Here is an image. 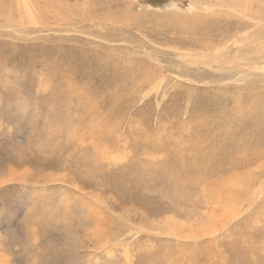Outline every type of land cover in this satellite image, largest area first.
I'll list each match as a JSON object with an SVG mask.
<instances>
[{
    "label": "rangeland",
    "instance_id": "rangeland-1",
    "mask_svg": "<svg viewBox=\"0 0 264 264\" xmlns=\"http://www.w3.org/2000/svg\"><path fill=\"white\" fill-rule=\"evenodd\" d=\"M0 264H264V0H0Z\"/></svg>",
    "mask_w": 264,
    "mask_h": 264
},
{
    "label": "bare ground",
    "instance_id": "bare-ground-1",
    "mask_svg": "<svg viewBox=\"0 0 264 264\" xmlns=\"http://www.w3.org/2000/svg\"><path fill=\"white\" fill-rule=\"evenodd\" d=\"M19 1H20V0H19ZM23 2H25V0H23ZM43 3H44V2H43ZM16 5H18L17 2H16ZM20 5H21V4H20ZM17 7H18V6H17ZM19 10H20V9H19ZM260 47H261V46H260ZM260 107H261V106H260ZM252 110H253V109H252ZM197 162H198V161H197ZM203 164H204V162H203ZM177 167H178V166H177ZM190 170H191V169H190ZM192 171H193V170H192ZM195 171H196V170H195ZM196 172H197V171H196ZM176 191L179 193V189H177ZM182 192H184V191H182ZM182 194H183V193H182ZM184 194H185V193H184Z\"/></svg>",
    "mask_w": 264,
    "mask_h": 264
}]
</instances>
